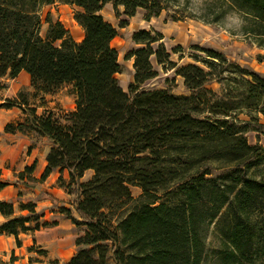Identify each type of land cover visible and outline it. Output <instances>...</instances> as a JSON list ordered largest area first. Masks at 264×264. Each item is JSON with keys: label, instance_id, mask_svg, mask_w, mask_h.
<instances>
[{"label": "trees", "instance_id": "trees-1", "mask_svg": "<svg viewBox=\"0 0 264 264\" xmlns=\"http://www.w3.org/2000/svg\"><path fill=\"white\" fill-rule=\"evenodd\" d=\"M58 1L0 0V78L13 79L22 71L31 75L30 87L2 101L0 111L19 107L26 115L22 123L7 124L9 132L34 130L52 142L41 176L33 175L35 161L20 177L27 173L43 182L59 171L58 184L74 197L80 218L69 208L62 212L81 234L67 264H108L111 258L116 264H203L213 223L222 235L221 264L264 259V180L243 170L264 150L247 138L261 125L257 114H264V77L207 49L204 66L190 63L176 70L189 95L142 89L158 75L153 57L164 68L178 65L163 33L140 30L133 39L143 46L130 53L135 76L127 92L116 76L121 63L112 41L118 30L103 10L112 3L117 13L123 8L132 17L145 10L151 18L165 9L163 0H69L82 9L75 14L85 32L80 42L51 14L47 34H41L42 8ZM224 1L248 20L246 32L264 45V0ZM127 25L128 20L120 23ZM215 81L220 91L208 87ZM64 85L73 86L76 108L57 113L47 96ZM215 161L238 170L209 176ZM89 171L92 177L84 180ZM9 184L0 172V192ZM132 186L142 189L139 197ZM20 212L0 199L5 217L0 234L14 236L18 247L22 234L57 225L44 219L33 201H21ZM36 249L35 244L28 248L44 258L17 263L13 253L0 264H60L47 250Z\"/></svg>", "mask_w": 264, "mask_h": 264}, {"label": "rangeland", "instance_id": "rangeland-1", "mask_svg": "<svg viewBox=\"0 0 264 264\" xmlns=\"http://www.w3.org/2000/svg\"><path fill=\"white\" fill-rule=\"evenodd\" d=\"M68 1L61 0L42 8L43 36L47 34L49 28L47 18L51 14L54 20H60L70 30L78 42L83 40L85 32L75 19V14L82 9ZM163 5L165 9L158 16L151 18L146 17L145 10H139L132 17L123 14V8L117 13L112 3L103 10L105 18L118 30V35L112 41L121 63V72L116 76L127 92L135 76V58L131 57L130 53L143 46L133 39V35L140 30L163 33V42L171 54V59L178 65L176 68H164L153 57L152 61L158 75L146 81L142 89H168L177 95H189L191 91L176 70L190 63L204 66L201 60L207 57L205 52L207 49L224 53L230 60L264 77V45L258 43L254 35L246 32L245 26L249 23L248 20L241 13L230 10L224 0H163ZM122 20H128V25L121 27ZM27 83L24 74L13 79L0 78V103L7 99L14 100L19 91L30 87ZM220 86L218 81L208 85L217 91H220ZM47 100L49 108L57 113L76 108L72 85L62 86L55 93L48 95ZM43 112L44 108H38V114ZM257 116L261 125H256V131H249L247 138L250 144L264 147V114L259 113ZM240 118L245 120L249 119V116L241 114ZM25 119L26 115L19 107L4 109L0 113V172L1 177L10 182L2 196L15 204L18 214L21 213V201L36 202L37 209L44 215V219L50 222L57 221V225L43 228L34 235L22 234V247L17 246L15 237L0 238V260L10 261L13 253L19 258L17 263H27L30 256L44 258L37 252H29L28 248L35 244L36 250L45 249L51 258L58 259L60 264H67L77 250L76 239L81 231L72 219L62 212V209L69 208L75 218L79 219L80 216L72 204L74 197L72 195L68 197L65 191L58 187V178L61 175L59 171L51 174L43 182L31 179L27 173L24 179L20 177L21 172L35 161L37 167L33 175L39 177L52 147V142L48 138L34 130L8 131L7 124L22 123ZM261 152L262 156L259 159H252L243 170L248 169L249 175L254 173L258 179L264 180V150ZM209 167L212 170V175L209 176H222L238 170L237 166L223 161H215ZM92 175V171L87 172L84 180L90 179ZM131 190L134 197H139L142 193V189L138 186H132ZM163 199L166 197L164 196ZM222 243V235L216 223H213L207 232L208 255L203 264H221L218 253L223 248ZM45 260L48 261L46 258ZM108 264H116V262L111 258ZM253 264H264V259H256Z\"/></svg>", "mask_w": 264, "mask_h": 264}, {"label": "crops", "instance_id": "crops-1", "mask_svg": "<svg viewBox=\"0 0 264 264\" xmlns=\"http://www.w3.org/2000/svg\"><path fill=\"white\" fill-rule=\"evenodd\" d=\"M25 75V78L27 79V81H28V83H27V85L29 84V85H31V75L28 73V72H26V71H22L19 75ZM18 75V76H19ZM17 76V77H18ZM16 77V78H17ZM4 109H2L1 111H0V113L3 111ZM46 165H47V157H46ZM46 165H45V167H46ZM45 167H44V169H45ZM44 169H43V171H44ZM42 171V172H43ZM42 172H41V174H42ZM54 172H56V171H54ZM54 172L52 173V174H54ZM66 173V175H64V176H66V177H68V173L67 172H65ZM41 174H40V176H41ZM39 176V177H40ZM51 176V175H50ZM49 176V177H50ZM35 177H37V178H39L38 176H35ZM59 185V184H58ZM8 187V186H7ZM7 187L5 188V189H7ZM60 189H63L64 191H65V193H66V195H68V197L70 196V194L66 191V189L64 188V187H61L60 185L58 186ZM5 189L3 190V191H1L0 192V199H3V200H6L5 198H3V192L5 191ZM36 203V202H35ZM37 204V203H36ZM5 220V217L0 213V223L1 222H3ZM9 238V239H11V237H14V236H10V235H6V234H0V238Z\"/></svg>", "mask_w": 264, "mask_h": 264}]
</instances>
